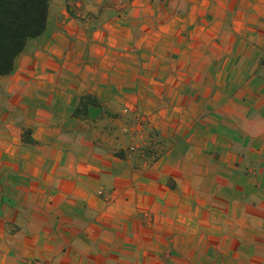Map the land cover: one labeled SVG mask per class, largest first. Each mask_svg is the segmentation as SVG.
<instances>
[{"label": "crops", "instance_id": "crops-1", "mask_svg": "<svg viewBox=\"0 0 264 264\" xmlns=\"http://www.w3.org/2000/svg\"><path fill=\"white\" fill-rule=\"evenodd\" d=\"M246 22L264 46V0H50L45 31L0 74V264H264V47L250 50L243 138L223 123L240 116L241 90L226 105L217 93L221 123L199 124L198 97L161 92L158 75L172 53L207 69L192 53H223L213 39L245 36ZM118 105L169 139L148 171L96 141L90 122ZM182 112L195 117L185 130ZM241 162L255 171L232 175Z\"/></svg>", "mask_w": 264, "mask_h": 264}, {"label": "rangeland", "instance_id": "rangeland-1", "mask_svg": "<svg viewBox=\"0 0 264 264\" xmlns=\"http://www.w3.org/2000/svg\"><path fill=\"white\" fill-rule=\"evenodd\" d=\"M242 23V22H240ZM226 25L228 26H235V23L233 22H226ZM248 22H246L245 26V31L244 34L245 36H240L237 37L232 36L229 34V36L221 37V35L218 38L213 39V41L217 42V45L221 46L222 48L226 49V51L219 52V53H209V54H202L200 52H193L191 57H193L192 60L194 62L196 60L202 61L204 57L209 55V67L207 69H198L194 68L192 70L186 69L183 66V62L186 59V56H190L189 54H183V53H172L170 57L173 59V65L167 66L165 68H160L158 70V75L160 76V89L161 92L163 93H168L170 88H174V85L177 83L176 90L173 92L178 93V96L180 94H192L195 97H198V100L195 99L193 101V109L195 110L197 115H200V113L203 116H198L197 120L198 123L200 124V121L203 122H208L211 124H214L216 122H219L217 118L213 117L212 115L216 116V98H217V93L219 92L222 97L224 95V104H228V100H231L233 96V91L235 90L234 93H236L239 90L242 91V96L237 98L239 100V103L241 106V110L239 111L241 114L239 117H233V116H228L224 117L223 123L225 126L229 127L232 125H237L238 127L241 128L242 135L241 137L243 138L245 134V131L248 130V122H249V116H248V81H249V74L251 69L252 63L255 62V59L258 58V53L252 52L250 53L251 49H258L255 47H264L260 46L256 43L257 38H259L258 35H252L248 33ZM225 31H231L230 29H227ZM263 33V32H262ZM193 41H195L193 39ZM234 48V52H230L228 49ZM262 51L264 48H261ZM166 55V54H162ZM203 56V57H202ZM218 56H221L220 59H218ZM175 60V61H174ZM199 62V61H198ZM167 63V62H166ZM225 63V65H223ZM176 65V67H175ZM152 71V69H147L145 71L149 72ZM155 72V71H154ZM191 72V73H190ZM153 72H149V74H152ZM187 73V74H186ZM189 73V74H188ZM190 74L192 76H190ZM172 75V79L170 80L169 84L170 85H162L169 77ZM221 76V80L219 84L223 83L224 86L218 85L217 78ZM236 77L237 80L239 79V82L236 81L234 78ZM191 78V84L193 86L186 85L185 83L186 79ZM198 82V84H197ZM200 83H203L204 86L201 87ZM239 84V85H237ZM204 93H207L208 97L207 102H204L206 98L202 96ZM187 94V95H188ZM220 97V96H219ZM201 103H206L205 108ZM238 103V104H239ZM231 106V105H229ZM179 107V106H178ZM209 107V108H208ZM118 111L115 112L112 110L108 111L109 114L103 115V113L98 114L94 120L90 122L91 130L93 131V134L97 136L96 141L99 144H104L105 142H115L116 144H120V146L125 145L126 147V156L125 157L131 165L134 164V166H131V168L134 169H143L144 165L142 162H149L153 159L152 156H156V158H160L161 156H166L167 154V149L163 150L162 146H166L168 144L169 139H164L162 136V133L157 131V129L153 128L151 120L147 118H143L142 116H139L137 111L134 112L133 115L131 114H122L121 111H119L118 108H120V105L115 107ZM188 108V107H187ZM204 109L208 110L211 109V113L206 112V110L202 111ZM115 109V110H116ZM239 110V109H238ZM113 117V122L112 125L110 124L111 122H108V124L105 123L107 119H110ZM163 121L168 123V118L162 117ZM191 120H195V117H186V114L184 112L179 113L178 115V120L177 124L178 127L182 124L183 130L190 128L189 124H191ZM162 120L160 119V122ZM189 122V124L187 123ZM221 123V121H220ZM89 124V123H88ZM110 124V129H114V131L110 132H105V130H102L103 128L109 126ZM163 125H165L162 122ZM127 125V126H126ZM140 125V126H139ZM93 126V127H92ZM167 126V124H166ZM127 127L126 130L122 131V128ZM87 128V127H86ZM199 128V127H198ZM89 135V134H87ZM123 136V137H122ZM94 137V136H93ZM90 137L88 139L94 140L95 137ZM145 137L146 139H143L145 141L149 142H155L154 145L158 146L157 149H150V147H145L143 144L144 142L141 141V138ZM148 137V139H147ZM247 137V136H246ZM244 139H242L243 141ZM151 143V144H152ZM122 144V145H121ZM105 146V145H104ZM115 146V145H114ZM116 147V149H120L122 147ZM124 150V149H122ZM247 149H242L241 153L238 154L240 157L247 156L248 154ZM244 162V161H242ZM236 163L232 168L228 167L229 172L232 173V175H238L244 178L248 176V174L251 173V169H253V172L255 171L254 166H250L248 164H243V163ZM152 167L151 165H147L144 169L148 171V169ZM187 167V166H184ZM183 168V167H182ZM243 181V180H240ZM247 183V182H246Z\"/></svg>", "mask_w": 264, "mask_h": 264}, {"label": "trees", "instance_id": "trees-1", "mask_svg": "<svg viewBox=\"0 0 264 264\" xmlns=\"http://www.w3.org/2000/svg\"><path fill=\"white\" fill-rule=\"evenodd\" d=\"M49 5L50 0H0V74L11 73L27 41L45 31ZM88 97L76 115L87 110Z\"/></svg>", "mask_w": 264, "mask_h": 264}]
</instances>
